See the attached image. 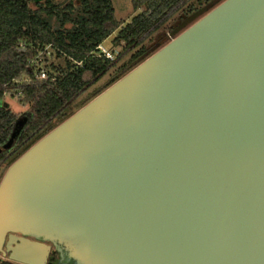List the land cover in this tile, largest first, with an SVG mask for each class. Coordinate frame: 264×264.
Instances as JSON below:
<instances>
[{"label":"water","instance_id":"1","mask_svg":"<svg viewBox=\"0 0 264 264\" xmlns=\"http://www.w3.org/2000/svg\"><path fill=\"white\" fill-rule=\"evenodd\" d=\"M51 248L65 264H264V0L221 1L9 166L0 258Z\"/></svg>","mask_w":264,"mask_h":264},{"label":"trees","instance_id":"2","mask_svg":"<svg viewBox=\"0 0 264 264\" xmlns=\"http://www.w3.org/2000/svg\"><path fill=\"white\" fill-rule=\"evenodd\" d=\"M189 1L133 0L137 14L119 29L110 0H66L64 5L52 0L38 4L33 0H0V147L10 140L17 121L3 104V97L7 94L30 106L27 123L11 148L0 151V168H9L42 137L169 42L168 33L163 32L117 66L98 50L113 33L117 32L113 44L135 49ZM215 1L190 5L170 30L171 36L176 37L223 0ZM38 55L44 57L43 64L47 55H54L64 65L50 66L46 79L39 80L40 69L33 65ZM109 72L106 83L78 101ZM0 264L15 263L0 258Z\"/></svg>","mask_w":264,"mask_h":264},{"label":"rangeland","instance_id":"3","mask_svg":"<svg viewBox=\"0 0 264 264\" xmlns=\"http://www.w3.org/2000/svg\"><path fill=\"white\" fill-rule=\"evenodd\" d=\"M114 12V18L116 23L119 25V29L124 28L128 23H130L131 19L137 14L133 10L132 7V1L133 0H110ZM201 0H190L188 3H186L181 9L175 11L172 13L167 20L162 24V26L152 33L151 35L145 37L142 42L140 43V46L137 48H125L123 43L119 44H113L112 40L116 36L117 32L113 33L104 43L103 48L106 49L109 53L112 54V60L116 61L117 66L124 63L132 54H134L140 47L142 46H148L152 43V41L156 38L157 35L165 32L168 35L170 34V30L174 27V25L177 23L179 18L183 15V13L187 12V9L190 5H196ZM54 4H61L64 5L66 0H52ZM202 6V5H201ZM140 12V11H139ZM181 33V32H180ZM179 33V34H180ZM178 34V35H179ZM175 38V37H174ZM173 38V39H174ZM42 59V66H38L39 69H43L45 76L47 77L46 70L53 66L55 68L57 67H63L64 62L62 59L57 58L54 55H47V62L43 64L44 57L41 55L39 56ZM110 72L105 75L103 78H101L97 83L89 87L85 92H83L80 97L78 98V101L85 99L93 90L99 88L104 83H106L109 80ZM3 104L10 110V112L15 116L16 119L20 117L27 116L30 112V106L25 104H20L16 99L10 98L7 94L3 97ZM8 169V166H3L0 168V181L5 174L6 170ZM6 260V259H2ZM7 261V260H6Z\"/></svg>","mask_w":264,"mask_h":264},{"label":"built area","instance_id":"4","mask_svg":"<svg viewBox=\"0 0 264 264\" xmlns=\"http://www.w3.org/2000/svg\"><path fill=\"white\" fill-rule=\"evenodd\" d=\"M167 38H168L169 42L173 40V37L171 35H168V34H167ZM98 50H99L100 54L104 58H106L108 60H112V54L109 53L106 49H104L102 45L98 47ZM39 56L40 55H38L34 59L33 65H35V66H42V59ZM38 79L39 80H45L46 79V76H45V73H44V70L43 69H40L39 74H38Z\"/></svg>","mask_w":264,"mask_h":264},{"label":"flooded vegetation","instance_id":"5","mask_svg":"<svg viewBox=\"0 0 264 264\" xmlns=\"http://www.w3.org/2000/svg\"><path fill=\"white\" fill-rule=\"evenodd\" d=\"M61 257L59 254L53 251L51 248L46 264H57L60 261ZM59 264H65L62 260Z\"/></svg>","mask_w":264,"mask_h":264}]
</instances>
